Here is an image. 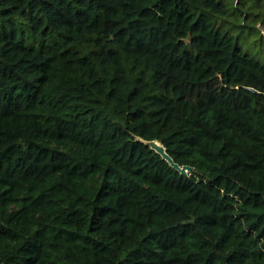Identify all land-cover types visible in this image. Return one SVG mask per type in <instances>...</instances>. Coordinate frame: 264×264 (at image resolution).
Wrapping results in <instances>:
<instances>
[{
	"label": "trees",
	"instance_id": "obj_1",
	"mask_svg": "<svg viewBox=\"0 0 264 264\" xmlns=\"http://www.w3.org/2000/svg\"><path fill=\"white\" fill-rule=\"evenodd\" d=\"M259 24L264 0H0V264H264Z\"/></svg>",
	"mask_w": 264,
	"mask_h": 264
},
{
	"label": "water",
	"instance_id": "obj_2",
	"mask_svg": "<svg viewBox=\"0 0 264 264\" xmlns=\"http://www.w3.org/2000/svg\"><path fill=\"white\" fill-rule=\"evenodd\" d=\"M149 146L159 152L163 158H165L172 166H174L177 170H179L183 174H188L190 171L193 170V166L188 164H179L174 160V158L168 153L166 146L163 144L162 141L158 139L152 140H145Z\"/></svg>",
	"mask_w": 264,
	"mask_h": 264
},
{
	"label": "rangeland",
	"instance_id": "obj_3",
	"mask_svg": "<svg viewBox=\"0 0 264 264\" xmlns=\"http://www.w3.org/2000/svg\"><path fill=\"white\" fill-rule=\"evenodd\" d=\"M259 26L263 30V33H264V26H262L261 24H259Z\"/></svg>",
	"mask_w": 264,
	"mask_h": 264
}]
</instances>
